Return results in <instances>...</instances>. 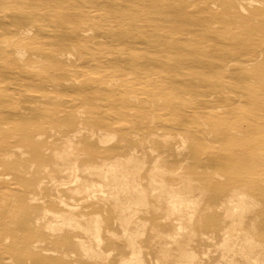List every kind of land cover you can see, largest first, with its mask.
Segmentation results:
<instances>
[{"label": "rangeland", "instance_id": "374dc122", "mask_svg": "<svg viewBox=\"0 0 264 264\" xmlns=\"http://www.w3.org/2000/svg\"><path fill=\"white\" fill-rule=\"evenodd\" d=\"M210 1L0 0V264H102L80 242L121 264L131 250L119 218L136 200L145 205L132 208L127 230L143 231L134 245L141 264H162L167 248L189 250L198 264H244L220 247L232 189L250 201L242 229L264 252V57L246 62L264 39L254 24L264 1L211 4L246 25L195 13ZM60 154L71 155L69 169ZM160 181L180 191L170 197L199 203L188 242L169 237L180 222L164 220ZM71 218L87 232L48 228ZM25 237L21 253L15 241Z\"/></svg>", "mask_w": 264, "mask_h": 264}, {"label": "bare ground", "instance_id": "6f19581e", "mask_svg": "<svg viewBox=\"0 0 264 264\" xmlns=\"http://www.w3.org/2000/svg\"><path fill=\"white\" fill-rule=\"evenodd\" d=\"M193 1H196V0H193ZM201 3H203V2H205L206 0H199ZM264 1V0H263ZM211 3H209L208 2V6H209V8L210 9H208V10H206L205 12L203 11V12H195L196 14H199V15H201V14H206V15H211V17L212 18H217V17H220V16H223V14L224 13H228L229 15H231V17H232V19H233V21H235V22H237V23H241V24H243V25H246L247 24V19L250 21V19L249 18H246V17H243V16H241V15H239V16H237L228 6L227 7H224L223 9H217V8H215V7H213L211 4H214V3H219V4H223V0H211L210 1ZM254 11H256V10H254ZM170 17V16H169ZM200 16H198V18L194 21L195 23H198V24H201V25H204L205 26V23L204 22H202L201 20H200ZM260 21L261 22H256L255 21V26L257 25V26H259V27H262V25L261 24H263L264 25V15L263 14H261V19H260ZM254 22V21H253ZM261 25V26H260ZM161 29L162 30H165L164 28H162L161 27ZM160 29V30H161ZM188 30H191L190 29V27H185L182 31L183 32H188ZM178 31H176V28H172L171 30H170V33L172 34V33H177ZM175 34H173V35H175ZM264 44V39L262 40V41H260L255 47L253 46L252 47V49L254 48V50H252L251 51V54H250V57L247 59V64H254V63H257L259 60H261L263 57H264V47L262 46ZM245 63V62H244ZM12 114H14V113H12ZM16 116V115H15ZM64 123H66V122H64ZM64 123H62V125L64 126ZM55 124V123H54ZM57 124V123H56ZM55 127V126H54ZM56 127H58V125L56 126ZM46 129V128H45ZM39 132V131H38ZM37 132V133H38ZM27 133V132H26ZM25 133V134H26ZM82 133V132H81ZM212 133V132H211ZM213 133L215 134V135H218V133L219 132H215V131H213ZM3 134V133H2ZM17 133H15V135H16ZM25 134H22L23 136H21V137H23V141H26V139H25ZM28 134L30 135V132H28ZM34 134H35V132H34ZM39 134V133H38ZM4 135V134H3ZM17 135H19V134H17ZM135 135V134H134ZM134 135H133V137H134ZM137 135V134H136ZM213 135V134H212ZM214 135V136H215ZM220 135V134H219ZM4 136H7V135H4ZM4 136H2V138H4V140L6 139ZM9 136V135H8ZM13 136V135H12ZM77 136V135H76ZM129 135H127V137H128ZM209 136V135H208ZM210 137V136H209ZM9 138H11V137H9ZM13 138V137H12ZM16 138V137H15ZM15 138H13V139H15ZM26 138H27V136H26ZM137 139H138V137H137ZM136 139V140H137ZM7 141L5 142V143H8V140H10V141H12L11 139H6ZM16 140V139H15ZM14 140V141H15ZM116 140V139H115ZM9 141V142H10ZM21 141H22V139H21ZM16 142V141H15ZM14 142V143H15ZM123 142H126V140H123ZM148 142V141H147ZM152 142H153V140H152ZM12 143H13V141H12ZM11 143V144H12ZM13 143V144H14ZM18 143H20V142H18ZM26 143V142H25ZM24 143V144H25ZM10 144V143H9ZM8 144V145H9ZM13 144H12V146H13ZM21 144H23V143H21ZM23 144V145H24ZM28 144H29V141H28ZM27 144V145H28ZM111 144V143H110ZM126 144V143H125ZM15 145V144H14ZM17 145V144H16ZM26 145V146H27ZM119 145V144H118ZM4 146H5V144H4ZM6 147H8V146H6ZM154 147V146H153ZM68 148H70V145H69V147ZM141 148V147H140ZM2 149V148H1ZM149 150V149H148ZM1 151V150H0ZM94 151V150H93ZM100 152V151H99ZM205 152V151H204ZM93 153V152H92ZM153 153V152H152ZM181 153V152H180ZM182 153H184V152H182ZM211 153V152H210ZM74 154V153H73ZM153 154H155V153H153ZM215 156V155H214ZM213 155H212V157H214ZM5 157H7V156H5ZM9 157H10V155H9ZM59 157V159H60V161H62V163H63V165L65 166V167H68V169L70 168L69 167V165H70V160H72L71 159V155L69 154H67V156L66 155H61L60 154V156H58ZM180 158V157H179ZM58 159V160H59ZM159 159V158H158ZM171 159V158H170ZM158 161V160H157ZM159 161H160V159H159ZM2 162V161H1ZM1 162H0V164H1ZM161 162V161H160ZM160 162H157V164L155 165V166H157V168L159 169V170H161V168H160V165L158 164V163H160ZM163 162V161H162ZM211 162H213L212 160H211ZM211 162H210V164H211ZM216 163V162H215ZM77 164V163H76ZM207 164V163H206ZM209 164V165H210ZM159 165V166H158ZM209 165L207 164V165H205V167H207V168H210L209 167ZM2 166V165H1ZM140 166V165H139ZM202 167H204V166H202ZM238 167H239V165H238ZM157 168H156V170H157ZM218 168V167H217ZM211 169H212V167H211ZM239 169H237V171H238ZM79 171V170H78ZM162 171V170H161ZM165 171V170H164ZM75 172H77V170L75 171ZM82 172V171H81ZM181 172V171H180ZM107 173V172H106ZM112 173H114L113 171H112ZM142 172H140V174H141ZM6 175V173H4L3 174V176H5ZM16 175V174H15ZM19 175V174H18ZM1 176V175H0ZM2 176V177H3ZM136 176V175H135ZM160 177H161V175H160ZM5 178V177H4ZM159 178V177H158ZM163 179H165V177L163 178L162 177V179L161 180H163ZM240 180V179H239ZM18 180H16V182H17ZM184 182H182V189H183V192H187V191H189V189H190V181L189 180H187V179H185V180H183ZM15 182V183H16ZM74 182L75 183H81V180H79V178L78 177H75L74 178ZM241 182H243L242 180H241ZM245 185H246V183L245 182H243ZM17 184V183H16ZM160 184L162 185L159 189H160V195L158 196L161 200H164V201H166V207H165V209H164V220L166 221V220H169L170 219V216H174V215H176V216H178V218H179V224H177L176 226H175V229H176V233L174 234H170L171 236H169L170 238H171V240L172 241H174V242H176V239H184V240H187V242L193 237V236H196L195 235V233L193 232V230L191 229V225L192 224H194L195 223V221H196V219L198 218V216H199V209H198V207H199V203H198V201L196 202L195 200H192V199H182L181 201H178V200H176L174 197H170L169 195H171V194H173L172 192H175V193H178V189H173V187H171V188H169L168 186H164L163 184H164V182L163 181H160ZM74 185V184H73ZM151 186H152V184H151ZM1 187V186H0ZM150 187V186H149ZM243 187V186H242ZM245 187V186H244ZM243 187V188H244ZM100 188H101V186H100ZM151 188V187H150ZM90 189V185L89 184H87V183H82L80 186H79V190H82V191H86V190H89ZM181 189V190H182ZM1 190V189H0ZM6 190V189H5ZM23 190V189H22ZM21 190V191H22ZM153 190H154V188H153ZM1 191H4V190H1ZM25 191V190H24ZM6 192V191H5ZM4 192V193H5ZM14 192V191H13ZM180 192V191H179ZM10 194V193H9ZM15 194V193H14ZM7 195V194H6ZM6 195H5V197H6ZM235 195H237L238 196V201L237 200H235ZM239 193H237L235 190H231V194L227 197V200H226V204L224 205V206H229L230 204H231V207H232V209H225V212H226V214H225V218L226 219H231V225H230V228L229 229H227V230H225V231H223V235H224V240L222 241V245L220 246L222 249H224L226 252H227V254L228 253H230V252H235L234 254H237V256H238V254L240 255V258L243 260V262H244V264H264V252L262 251L263 250V248L262 247H260V246H257L255 243H253V237L250 235V234H248V232L247 231H245V230H243L242 229V220H243V216H244V214H245V212H247L246 211V207L248 206V205H251V203H250V201H248V200H244L243 198H245L244 196H242V195H240L241 196V198H239ZM10 196H11V194H10ZM14 197H17L16 195H13ZM13 196H12V198H13ZM18 198V197H17ZM9 199V198H8ZM14 199V198H13ZM9 201H10V199H9ZM13 201H15V200H13ZM236 201V202H235ZM10 202H12V201H10ZM11 205H12V203H11ZM138 205H140V206H144L145 205V203H144V201L143 200H136V201H134V202H129L127 205H125V207H124V211H130L129 213V217H127L126 215H123V218H119V220H120V223H121V226L123 227V231H124V237L129 241V246H130V250H131V252L128 254V255H126V256H123V255H121V256H119L120 257V262H121V264H141V258H140V250H138V249H141L140 247L137 249V246H134L135 244H136V242H137V237L143 232H141V230H135L132 234H131V232L129 231V230H127L128 229V227H129V225H131L132 224V216H134V211H135V209L133 210L132 208L134 207V206H137L138 207ZM8 206V205H7ZM6 206V207H7ZM8 209V208H7ZM9 209H12V208H9ZM8 209V210H9ZM70 209H72V208H70ZM6 210V208L4 209V211ZM14 209H12L11 211H10V216H12V218L16 215V213L17 212H15V215H12L11 213H12V211H13ZM229 210V211H228ZM19 211V210H18ZM6 212H7V210H6ZM19 213V212H18ZM17 213V214H18ZM3 214H4V212H3ZM2 214V216H3V218H4V216L5 215H3ZM14 214V213H13ZM1 216V217H2ZM0 217V218H1ZM15 218V217H14ZM96 219H98V218H96ZM9 221V220H8ZM1 224V223H0ZM3 224H5V223H2L1 224V227L3 226ZM7 224V223H6ZM7 225H9V224H7ZM6 225V226H7ZM14 226V225H13ZM62 226H65L66 228H68V229H81V230H83V231H86L87 232V230H88V228H83L81 225H79V223H78V221L76 220V219H73V218H71V219H68V220H62L61 221V223H57V225H55V226H48V228H50V229H52L53 231L52 232H54V230L55 229H57L58 231H61L62 230ZM9 226H7V228H8ZM11 227V226H10ZM9 227V228H10ZM18 229H20L19 227H18ZM183 229H185V231H183L184 233L181 235V232H182V230ZM47 230V229H46ZM94 231H95V239H96V242L98 243V245L100 244V243H102V239H101V237H100V224L98 223V222H96L95 224H94ZM181 231V232H180ZM236 231H238L239 233H237V234H233L234 232H236ZM11 232V231H10ZM10 232H8L10 235L11 234H13V233H10ZM29 232V231H28ZM130 232V233H129ZM155 232V231H154ZM8 233H6V234H8ZM32 233H34V232H32ZM31 233V234H32ZM2 234V233H1ZM5 234V235H6ZM15 234V233H14ZM35 234V233H34ZM33 234V235H34ZM16 236H17V233L15 234ZM14 235V236H15ZM54 235V234H53ZM178 236V237H180V238H176L175 236ZM26 236V235H25ZM35 236V235H34ZM0 237H1V235H0ZM3 237V236H2ZM12 237H13V235H12ZM11 237V238H12ZM160 238H162V239H164V237H161V236H159ZM15 239H16V237H15ZM27 240H28V238L27 237H25V238H18L17 239V242L15 241V243L17 244L18 243V247L23 251H21V253H24V251H26L25 250V248H27L28 246V242H27ZM30 240V239H29ZM2 241V240H1ZM7 241H9V239L7 238ZM13 241V242H14ZM4 242V241H3ZM54 242H56L55 241V239H54ZM52 243V242H51ZM0 244H1V242H0ZM16 244H14L15 246H16ZM56 244H57V242H56ZM59 245H60V243H58ZM2 245V244H1ZM20 245H21V247H20ZM49 245H50V243H49ZM53 245V244H52ZM27 246V247H26ZM55 246H57V245H55ZM79 246H80V248L82 249V251H83V253L88 257H90L91 259H92V261L94 262V263H96V262H99V263H102V264H104V262H105V256H104V254H102V253H96V252H90L89 250H88V248L87 247H85V244L83 243V242H80L79 243ZM18 247L16 248H14V249H17V250H19L18 249ZM238 247V250L236 249ZM99 249V248H98ZM16 250V251H17ZM262 251V252H261ZM27 252V251H26ZM8 253V252H7ZM178 253H179V255L177 256H173L171 253H170V250L167 248L166 250H164L163 252H161V259H160V262H162V264H183V263H187V264H198V260L196 259V254H194V253H190L189 252V250L187 251V250H185V251H178ZM221 253H223V252H221ZM20 255V254H19ZM223 257V256H222ZM239 257V256H238ZM43 258V257H42ZM42 260V259H41ZM224 261H225V259H224ZM161 264V263H160Z\"/></svg>", "mask_w": 264, "mask_h": 264}]
</instances>
